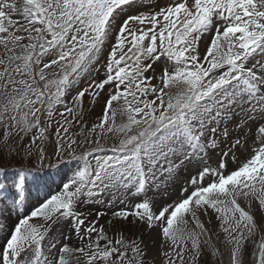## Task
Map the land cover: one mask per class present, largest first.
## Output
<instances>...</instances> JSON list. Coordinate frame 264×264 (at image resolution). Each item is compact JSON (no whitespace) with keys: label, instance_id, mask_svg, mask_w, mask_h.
<instances>
[{"label":"snow or ice","instance_id":"1","mask_svg":"<svg viewBox=\"0 0 264 264\" xmlns=\"http://www.w3.org/2000/svg\"><path fill=\"white\" fill-rule=\"evenodd\" d=\"M131 2L0 0V155H18L25 137L29 139L24 145L26 156L37 141L50 136L55 137L58 153H75L77 136L82 137L81 144L96 145L80 154L83 166L63 185L64 191L19 221L6 247H0V264H20L26 249L43 240L44 226L30 223L33 217L73 218L78 235L82 228L87 243L64 244L56 264H156L139 238L126 237L119 229L109 236L99 224L103 213H96L97 219L83 227L87 216L75 211L81 194L92 195L94 189L115 187L125 180L129 185L138 181L137 191L142 190L157 167L171 172L170 157L179 149L199 147L208 125H219L228 116L238 94L247 95L250 103L260 94L264 63L256 61L249 67L248 62L257 52L264 54V0H168L158 11L128 15L117 23ZM210 29L213 36L201 55L200 41ZM106 42L110 47L105 78L77 90L68 100L69 90L98 60ZM162 57L168 66L157 75L153 63ZM110 84L115 87L103 114L88 128L83 120L84 97L99 96ZM261 101L264 95L245 112L248 120L259 114L252 144L245 134L222 154L231 153L235 163V149L247 145L249 155L235 169L228 171L221 159L217 167H204L191 177L192 190L182 188L181 198L171 204L154 211L151 202L143 200L112 213L116 220L161 229L165 243L160 264H199L202 243L212 249L211 255H218L209 230L197 216L198 211L206 215L209 208L217 213L224 240L231 245V264H245L249 242L251 264H264V234H260L264 211L258 220L252 210L253 202L264 210ZM216 131L211 129L213 145ZM108 134L119 137L109 149L113 154L93 155L105 151L101 140ZM14 135L20 137L16 145L9 143ZM222 135L228 136L227 129ZM40 153L42 160V148ZM207 177L211 179L205 183ZM241 200L247 202V209ZM189 219L198 230L188 227ZM202 236L207 238L202 241ZM33 259L40 264L34 255Z\"/></svg>","mask_w":264,"mask_h":264},{"label":"rangeland","instance_id":"2","mask_svg":"<svg viewBox=\"0 0 264 264\" xmlns=\"http://www.w3.org/2000/svg\"><path fill=\"white\" fill-rule=\"evenodd\" d=\"M142 1H148L144 3ZM155 1V0H154ZM166 3L168 0H165ZM132 0V2L124 6V11L120 13L117 23L124 20L128 14H138L144 12L147 7L149 11H158L156 0ZM213 36V32L210 29L208 33L204 34L200 41L199 48L201 55L204 54L208 43ZM109 43L106 42L103 51L98 57V60L89 67L88 71L82 73L78 81L72 86L67 95V99L71 100V97L75 95L77 90L86 88L93 81L99 82L106 76L105 64L109 55ZM259 61L264 63V54L257 52L255 56L248 62V66ZM147 63V61H146ZM160 59L153 63V70L155 72H161ZM224 69L220 70L223 72ZM151 72L146 73L150 75ZM114 85H107L103 90L100 91L99 96H93L91 93H86L83 103V120L87 123L88 128L98 122L103 114L106 98L108 94L114 88ZM264 95V85H261L260 94L256 100H260L261 96ZM256 100L249 102V97L244 95L237 98V103L232 106V109L228 116L222 119L217 125L215 122L210 123L206 129L205 136L201 137V144L199 147L193 150L192 147L185 145L182 149H179L176 156L170 157L169 164L171 165V172H165L159 167L155 170V175H149L146 179V191L142 193L137 191L138 181H133L130 185L125 180L123 183L117 184L115 187H109L107 189L101 187L98 190L94 189L92 195L82 193L79 200L76 203L75 211L83 213L87 216L85 221L86 227L89 221L97 219L96 213H103L99 217V224L105 227L109 236H113L117 229L122 231L126 237H136L142 241V246L147 253V257H156V264H160V253L162 251L161 245L165 243L162 237V232L159 227L149 228L147 224L136 222L126 223L124 221L116 220L112 213L124 208H131L137 202L148 200L153 206V210H158L161 206L171 204L174 201L181 198V189L188 187L189 191L192 190L189 181L191 177L196 176L204 167H217L221 159H225L227 163V170L231 171L235 169L240 162H242L248 155L249 152L245 148L237 147L235 149L237 160L234 163L232 160V154L229 153L227 157H223V153L228 152V148L234 143L238 137H243L248 134V144H252L254 135L256 133L259 121V114H256L255 120H248L245 114L252 104L256 103ZM264 103V101H261ZM116 105L114 104V107ZM242 109L244 111H242ZM252 115V113H248ZM121 122V118L117 117V123ZM239 125V127L237 126ZM216 128L215 132V145L209 141L212 139L211 129ZM227 129L228 136L225 138L222 133ZM3 129L0 127V132ZM54 131V128L52 129ZM79 131V129H75ZM87 134V129H85ZM82 137L77 136L79 152L83 153L90 147L95 148L96 145L81 144ZM20 142L19 136H12L9 140L10 144L16 145ZM119 142V137L108 134L104 139L101 140V145L105 149L102 152H95L93 155H112L109 151L114 143ZM29 143L28 137H25L20 147L17 149L18 155L14 154L11 157H5L0 155V217L3 221L0 223V247H6V241L10 238V234L14 232L15 226L21 219L31 217V212L44 203L51 196L44 195V182L38 184L36 181L37 174L47 173L50 171H58L59 175L69 174L68 178L74 176L75 172L83 166V161L79 158L80 155H75L67 150L57 152V144L54 136H50L47 141H37L36 145L31 148V155L26 156L24 151V145ZM76 145L73 147L75 148ZM77 147V148H78ZM40 148L43 149V159H40ZM75 148V150H77ZM184 153H187L185 155ZM92 159L91 157L89 158ZM94 163V161H93ZM169 164H165L168 167ZM29 168V169H27ZM67 178V179H68ZM211 177L205 179V183L210 180ZM55 180V179H51ZM66 180V179H65ZM68 183L67 181H63ZM64 183V184H65ZM19 185V187H17ZM33 191L34 196L29 191ZM64 191V188L59 190V193ZM38 193V196L36 195ZM41 193V194H39ZM58 193V194H59ZM57 194V195H58ZM28 195L31 197L29 198ZM44 195V196H43ZM33 199L28 201L27 199ZM241 205L246 207L247 202L241 200ZM257 203L253 202L252 210L260 219L261 211L257 209ZM95 207V208H94ZM6 209L10 216H7V211L3 214ZM2 214V215H1ZM12 214V217H11ZM197 216L205 224V228L209 230L211 235V243L215 245L218 250V255H211L212 249L202 243L204 248V254L202 255L199 264H225L226 258L231 255V245L225 242V234L219 227L220 221L217 219V213L211 208L208 209L207 214H202L200 211L197 212ZM111 221V225L108 223ZM30 223L33 225H43L44 238L40 244H34L30 249H26L28 254H22L20 258V264H36L35 259L39 260L40 264H56L57 257L61 254L60 249L64 244H68L70 247L80 246L82 243H87V239H82L84 233L81 228V232L78 235L74 231L75 224L73 218L61 217L50 221H45L42 217H33L30 219ZM188 227L190 229H196L195 222L189 219ZM198 230V229H196ZM260 234H264V228L260 230ZM219 237V239H217ZM95 238V233H93ZM206 236H202L201 240L206 239ZM256 239H259V234ZM68 242V243H67ZM103 243V241H101ZM249 254L245 264H251L252 261V248L249 242L248 245ZM69 260L74 257H66ZM249 261V262H248Z\"/></svg>","mask_w":264,"mask_h":264},{"label":"bare ground","instance_id":"3","mask_svg":"<svg viewBox=\"0 0 264 264\" xmlns=\"http://www.w3.org/2000/svg\"><path fill=\"white\" fill-rule=\"evenodd\" d=\"M157 75H159L160 73L159 72H155ZM1 211H3V214L5 213V211H7L6 209H4V210H1ZM7 213V216L9 215L10 216V214L8 213V211L6 212ZM2 215V214H1ZM11 217H12V214H11ZM2 221H3V219H2V217H0V223H2Z\"/></svg>","mask_w":264,"mask_h":264}]
</instances>
